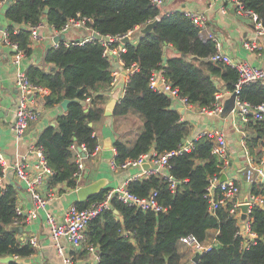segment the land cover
<instances>
[{"label": "trees", "instance_id": "trees-1", "mask_svg": "<svg viewBox=\"0 0 264 264\" xmlns=\"http://www.w3.org/2000/svg\"><path fill=\"white\" fill-rule=\"evenodd\" d=\"M238 1L245 10L255 13L264 27V0ZM4 17L9 22L8 41L25 56L31 53L30 27L40 26L43 19L53 31L60 32L69 20L86 17L91 20L87 27L102 37L132 33V38L137 28L158 20L150 33L140 35L136 31V43L124 45L126 51L119 56L125 70L136 68L128 74L123 96L112 116L115 123H121L130 114L135 115L141 120V128L132 143L119 138L114 141L116 166L151 154L152 150L160 156L178 152L185 145L189 125L171 108L172 98L151 87L153 72L160 71L180 98L200 110H211L216 95L233 92L239 79L235 69L211 61L214 44L201 38L198 27L179 12L163 14L152 0H13ZM117 45L118 42L111 47ZM166 47L174 52L166 55L164 63ZM42 64L29 66L25 73L31 85L47 91L44 106L59 105L63 99L76 100L57 116L55 127L48 126L36 139L52 171L46 187L50 190L64 184L74 189L78 178L74 176L77 164L71 147H84L85 155L90 157L98 146L89 124L103 117V93L113 80L111 63L104 55L102 42L92 39L83 45L68 46L61 40L45 51ZM238 96L252 107L264 106V89L259 83L242 86ZM246 129V154L259 164L264 156V114L259 120L249 117ZM191 146L167 160L166 172L176 184L174 192L163 175H148L126 185L140 198L155 191V200L164 211H141L113 198L109 210L88 222L82 253H89L87 246H93L98 264H182L180 239L191 235L197 242L211 245L191 264H264V184L258 180L250 184L251 194L261 196L263 205L250 211V230L255 239L254 244L243 249V240L236 236L238 223L227 208L209 211L206 188L211 178L221 175L222 166L211 152L213 142L201 137L192 140ZM19 190L16 183L0 184V258L22 259L33 253L31 245L16 239ZM106 193L103 190L74 206L83 210L101 201ZM214 194L217 196L219 191L215 189ZM210 230L215 231L213 238Z\"/></svg>", "mask_w": 264, "mask_h": 264}, {"label": "crops", "instance_id": "crops-1", "mask_svg": "<svg viewBox=\"0 0 264 264\" xmlns=\"http://www.w3.org/2000/svg\"><path fill=\"white\" fill-rule=\"evenodd\" d=\"M6 8L7 6L4 5L0 9V153L3 154L9 165L16 158L26 155L23 162L27 167H30L33 159L29 156V148L36 144V139L45 128L56 126L57 116L64 114V112L59 105L45 107L44 95L36 94L31 103L33 109L38 113L37 118L29 123L24 136L19 141H15L10 130L18 100L15 75L19 68L26 71L31 65L43 66L44 53L56 45L54 39L57 36L64 35L63 42L69 43L86 39L92 33L86 29L70 28L66 33L58 35V32L53 31L43 19L42 24L37 29L38 39L33 40L30 37V55H24L17 68L13 63V47L3 42V33L7 31L9 26V22L4 17ZM221 8L226 9L225 14L220 12ZM160 9L163 14L174 12L182 14L184 11L206 14L208 20L204 33L208 31L216 33L222 40L224 53L235 61H245L252 66L264 68V35L258 41V49L254 51L245 49L243 42H246L253 35L254 25L249 17L236 14L233 4L229 0H166ZM139 29L140 27L134 32L137 34L136 31ZM136 34L133 38L130 37V42L136 43L137 39H134L137 36ZM164 51L165 58L166 55L174 52L171 47H166ZM109 60L112 73L117 76L115 83L110 85V88L103 93L106 98L103 117L91 125L98 141L96 150L90 157L81 155L83 169L80 176L77 177V187L70 189L64 184H60L54 189L48 190L46 184L44 188V193L51 192L52 194L45 206L46 210L57 222H62L66 211L78 202L75 192L78 187L101 182L102 188L98 193L103 190L108 191L122 185L133 176H139V179L144 178L146 176L145 171L149 169V167H145L148 164H144L141 168H111L115 154L114 141L119 138L132 143L141 128V120L130 114L126 120L115 123L112 116L113 109L123 96L128 80V72L123 68L118 57L110 55ZM44 68L46 70L50 69L49 66ZM157 85H159V82H157ZM221 94H223L220 98L222 111L217 114L202 113L197 106L185 105L178 99L172 100L171 108L176 110L180 114L181 120L189 125L190 130L185 139V145L203 131L220 129L224 133L228 145L229 165L221 175H225L226 181H235L238 184L240 188L238 200L244 201L251 194L250 184L246 182L244 176V169L247 164L246 158L249 157L244 148V138L248 132L246 129L247 122H242L232 112L233 102L228 92L223 91ZM126 122L128 127H124ZM131 122H133L132 127L130 126ZM152 153H154V150L151 151ZM73 156V160L76 162L75 152H73ZM6 183H16L19 186L17 205L23 211L31 210L33 203L29 194L26 192L24 185L17 182L10 169L7 177L0 184L4 185ZM239 212L240 219L242 212L241 210ZM16 226L21 228V232H16V239L20 243L29 245L28 240L35 237L37 246H32L33 253L30 256L22 259L13 258V260L18 261L19 264H62L61 257L57 254L55 245L51 240L44 211L38 210L36 217ZM208 233L211 234L212 238L215 236L214 230H210ZM59 243L63 247L64 254L71 257L73 264H93L90 254L82 253L85 242L79 248H74L66 238L61 237ZM187 249L190 251L189 248ZM191 258L192 253L187 263H190Z\"/></svg>", "mask_w": 264, "mask_h": 264}, {"label": "built area", "instance_id": "built-area-1", "mask_svg": "<svg viewBox=\"0 0 264 264\" xmlns=\"http://www.w3.org/2000/svg\"><path fill=\"white\" fill-rule=\"evenodd\" d=\"M7 0H0V9L6 4ZM234 7L236 14L241 16H247L251 19L254 25V32L250 39L246 42H243V47L249 51L256 50L258 46L259 39L264 35V27L262 26L261 21L255 13L249 10H245L242 6V3L238 0H229ZM153 4L159 8L166 2V0H152ZM220 12L222 14L226 13L225 8H221ZM184 17L189 19L193 25L199 28V33L202 39H207L213 42L215 47V53L211 57L212 62H221L226 66H229L235 69L238 72L239 79L235 85L234 91L228 93L230 96L235 95L232 112L236 114L242 122H248L249 117L251 119L259 120L264 114V106L260 105L257 107H252L249 103L243 102L239 99V92L242 86L259 83L264 89V68H259L248 64L245 61H235L229 55L224 53L222 47L221 38L214 33L213 31H208L204 33L207 25V16L204 13H195L191 11H184L182 13ZM91 20L86 17L78 18L75 20H69L65 26L62 28L59 34L66 33L70 28H81L90 31L92 34H98L94 31H91L87 24ZM38 26L30 27L31 35L30 37L33 40L38 39L37 33ZM92 34L88 38L65 43V46L68 45H83L87 41L95 39ZM132 33H129L120 37H102L100 40L104 46V55L109 56L114 55L119 58L121 53L126 51L122 40L125 37H131ZM3 42L12 46L14 50L13 63L17 66L20 65V61L23 58L24 54L17 50L14 44H11L8 41L7 32L3 33ZM115 47H111V44L117 43ZM136 67H131L126 71L128 74L133 71ZM160 71H155L152 73L150 78V85L152 88H155L161 93L166 94L170 98L178 99L185 105H190L184 98H180L177 94V90L173 89L169 83H167ZM113 80L111 85L116 81V76L113 74ZM159 82V85H157ZM15 85L18 90V100L14 110V120L10 125V130L13 134L15 141H19L25 134L28 125L31 121L37 118L38 113L33 109L32 101L33 97L36 94L45 95L47 91L40 87H35L30 84L27 75L24 70L18 69L15 75ZM125 90V89H124ZM223 94H218L215 97V102L211 110H201L202 113L211 115L217 114L222 111V106L220 104V98ZM88 101V100H86ZM208 137L213 142L212 154L217 156L218 159L222 161L221 174L229 165L228 159V145L224 133L220 129H213L210 131H203L195 138ZM191 142H187L178 152H171L156 156L155 153L141 155L135 160H130L125 162L120 166H116L114 162L111 163V168H141L144 164L149 165V169L145 171V175H163L167 182L169 183V189L174 192L175 190V181L171 176L166 172L168 163L167 160L170 156L180 153L183 150H188L191 148ZM78 147H71L72 151L75 152L77 172L74 173V176L79 177L83 169L81 162V154L76 151ZM82 152L85 153V148L80 147ZM26 155H23L19 158H16L12 164H7V161L2 153H0V167H1V176L0 183L7 177L9 169L13 172L14 178L17 182L24 185L26 192L29 194L33 208L31 210L23 211L18 205L16 206L15 213L20 221H15L14 224L17 225L22 222H27L30 219L36 217L37 211L42 210L45 212L46 224L49 228V233L53 244L55 245V250L57 254L61 257L62 264H73L71 257L64 254L63 247L60 245L59 240L61 237L66 238V240L74 247L79 248L85 238L84 230L88 222L98 215H100L105 210L111 208L110 201L113 198H116L119 202L136 208L141 211H150V212H161L164 211L162 207L155 200L156 192H150L147 198H140L130 193L126 189L128 182L139 179V176L131 177L129 180H126L122 185L108 190L104 198L99 202L92 203L89 207L78 210L75 206H71L63 216L62 222H57L54 217L47 212L46 204L51 198V192L44 193V188L47 184V181L52 175V171L47 165L43 151L40 147L33 145L29 148V156L33 159L31 166L27 167L23 162ZM247 164L244 169L245 180L248 184H251L255 180L264 184V156L262 161L259 164H256L250 157H247ZM145 176V177H146ZM220 176H214L210 179L209 185L206 188V197L208 198L209 211L214 213L218 208H227L228 213L233 215L238 223V231L236 236L243 240L242 248L246 249L250 245L254 244L255 235L250 230V211L253 207H261L263 205V198L259 195L250 194L244 201L238 200V194L240 188L235 181H224L219 182ZM217 189L219 194L216 196L214 190ZM246 205L247 211L245 213L244 220H241L240 217V206ZM29 245L36 247V238L33 237L28 240ZM181 245L186 246L190 249L192 255L196 252H203L210 249L211 245H204L196 241V239L191 236H185L180 239ZM89 254L91 256L93 264H98L99 258L93 246L88 247ZM190 261V260H189ZM182 264H191L182 263Z\"/></svg>", "mask_w": 264, "mask_h": 264}, {"label": "water", "instance_id": "water-1", "mask_svg": "<svg viewBox=\"0 0 264 264\" xmlns=\"http://www.w3.org/2000/svg\"><path fill=\"white\" fill-rule=\"evenodd\" d=\"M12 1H13V0H7L5 5H6V6H9V4H10ZM44 1H47V0H44ZM44 12H45V13L47 12V8H45ZM157 22H158V20H154V21H152V22H149V23L145 24L143 27H141V28L139 29V34H140V35H145V34L150 33V32L152 31V29L156 26ZM92 36H93L96 40H101V39H102L101 35H99V34H95V33H94V34H92ZM63 39H64V35H59V36H57V37L54 39V43H57V42H59V41H61V40H63ZM129 42H130V38H129V37H125V38L122 40V43H123L124 45L128 44ZM203 61H205V60L203 59ZM163 62H164V63L166 62V58H165V57H163ZM234 97H235V95H232V96H231V101H232V102H234ZM71 101H76V100L63 99V100L61 101V103L59 104V106L61 107V109H62L63 112H65V111L67 110V105H68ZM232 108H233V106H232ZM106 114H107V112H106ZM89 126H91V124H89ZM77 151H78L83 157L85 156V154L82 152V150H81L80 147L77 148ZM145 167H149V166H148V165H145ZM224 181H226V177H225V175H221L219 182L222 183V182H224ZM101 184H102L101 182H95V183H91V184L85 185V186H83V187H78V188L76 189V191H75V192H76V196H77V201H78L79 203L84 202V201H87L89 198H91L92 196H94L95 194H97V193L101 190V188H102V185H101ZM240 210H241V212H242L241 219L244 220V218H245V213H246V211H247V206H246V205H241V206H240ZM114 213L117 214L116 211H114ZM14 230H15L16 232H21V228H20V227H19V228H15ZM200 253H201V252L199 251V252H196V253L194 254V256L192 257V260H191L193 263H195V262L197 261L198 256H199ZM10 261H13V258H12V257H3V258H0V263H1V264H6V263H8V262H10Z\"/></svg>", "mask_w": 264, "mask_h": 264}, {"label": "rangeland", "instance_id": "rangeland-1", "mask_svg": "<svg viewBox=\"0 0 264 264\" xmlns=\"http://www.w3.org/2000/svg\"><path fill=\"white\" fill-rule=\"evenodd\" d=\"M258 46H259V43H258ZM132 125H133V122L130 123L131 127H132ZM124 127H128V123L127 122L124 124ZM179 252H180V254H182V257H183L182 261H184V263H187L188 258H189L190 254H191L190 251L186 247L180 246L179 247Z\"/></svg>", "mask_w": 264, "mask_h": 264}]
</instances>
